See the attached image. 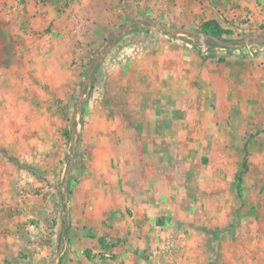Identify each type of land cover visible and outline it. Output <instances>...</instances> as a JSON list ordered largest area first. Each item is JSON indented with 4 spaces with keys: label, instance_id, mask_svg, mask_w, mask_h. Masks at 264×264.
<instances>
[{
    "label": "rangeland",
    "instance_id": "rangeland-1",
    "mask_svg": "<svg viewBox=\"0 0 264 264\" xmlns=\"http://www.w3.org/2000/svg\"><path fill=\"white\" fill-rule=\"evenodd\" d=\"M242 2L0 7V264H264V0Z\"/></svg>",
    "mask_w": 264,
    "mask_h": 264
},
{
    "label": "crops",
    "instance_id": "crops-1",
    "mask_svg": "<svg viewBox=\"0 0 264 264\" xmlns=\"http://www.w3.org/2000/svg\"><path fill=\"white\" fill-rule=\"evenodd\" d=\"M0 1H2V0H0ZM199 1L200 0H191V2L194 3V5H193L194 7L193 8H194V11L197 12V14H198L197 17H199V20H201V19H205L206 20V19L212 18V16L210 18H208V16H209L208 14L213 13L211 10H214V12L222 15L223 17H226L227 15L229 16V14L232 16V14H233V15H235L237 17L238 20H241L243 18L242 17V11L245 9L243 7V5L244 4L249 5L248 3L242 2V0H233V6L237 7L238 9L237 10L236 9H232L233 11L236 10V11H234V13H232V10L231 11L229 10L230 6L225 4V2L230 1V0H221V1L213 0L212 5H213L214 8H212V9H211V7L208 6V4H203V5L198 4ZM252 2L253 1H251V3ZM15 4H16L15 0H7V1L0 2V7L2 8V6H4V8L7 7V8L10 9V7L15 8ZM253 4H256V5L252 6L253 9H252V7H250L251 6L250 5L249 6V10L258 11V8H259L257 6L258 2L253 3ZM239 6H240V8H239ZM227 12H228V14H227ZM262 18L263 19H261L260 22L264 25V16ZM205 20H203V21H205ZM261 23H259V24L261 25Z\"/></svg>",
    "mask_w": 264,
    "mask_h": 264
},
{
    "label": "water",
    "instance_id": "water-1",
    "mask_svg": "<svg viewBox=\"0 0 264 264\" xmlns=\"http://www.w3.org/2000/svg\"><path fill=\"white\" fill-rule=\"evenodd\" d=\"M145 24H148L150 27H152L153 29L155 30H158V31H163V32H166L170 35H178V34H187V35H191L192 37H195V32L192 31V30H188V29H177V28H171V27H168V26H165L163 24H157L155 22H151V21H146V22H140L138 24L135 25V27H138V26H142V25H145ZM260 30H257L256 33H254L252 36H249L247 38V42H251V41H262V38H259L258 36V32ZM214 41H217V39H213ZM94 67V66H93ZM92 67V69H93ZM92 69L90 70L89 74H88V80L91 78V75H92Z\"/></svg>",
    "mask_w": 264,
    "mask_h": 264
},
{
    "label": "trees",
    "instance_id": "trees-1",
    "mask_svg": "<svg viewBox=\"0 0 264 264\" xmlns=\"http://www.w3.org/2000/svg\"><path fill=\"white\" fill-rule=\"evenodd\" d=\"M214 23L211 24L212 26V31L214 32L215 29H217V27L214 25ZM261 30H264V26H262L260 28ZM208 39H211L209 38L208 36H206ZM217 44L221 45L222 47H229L231 45H234V42L233 41H230V40H225V41H222V40H217L216 41Z\"/></svg>",
    "mask_w": 264,
    "mask_h": 264
}]
</instances>
